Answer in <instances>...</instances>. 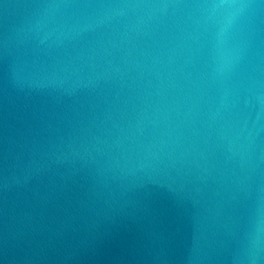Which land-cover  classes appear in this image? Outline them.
I'll return each mask as SVG.
<instances>
[{
    "label": "water",
    "instance_id": "obj_1",
    "mask_svg": "<svg viewBox=\"0 0 264 264\" xmlns=\"http://www.w3.org/2000/svg\"><path fill=\"white\" fill-rule=\"evenodd\" d=\"M0 264H264V0H0Z\"/></svg>",
    "mask_w": 264,
    "mask_h": 264
}]
</instances>
